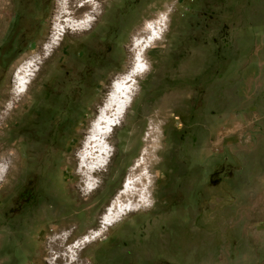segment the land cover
<instances>
[{
  "label": "rangeland",
  "instance_id": "1",
  "mask_svg": "<svg viewBox=\"0 0 264 264\" xmlns=\"http://www.w3.org/2000/svg\"><path fill=\"white\" fill-rule=\"evenodd\" d=\"M58 3L0 0V118L17 71L36 70L0 130V264H264V0H99L92 25L46 60ZM81 5L63 21L78 24L91 12ZM159 18L114 156L85 193L76 160L88 124L131 65L139 24ZM146 150L136 174L150 178L147 207L70 250Z\"/></svg>",
  "mask_w": 264,
  "mask_h": 264
},
{
  "label": "bare ground",
  "instance_id": "2",
  "mask_svg": "<svg viewBox=\"0 0 264 264\" xmlns=\"http://www.w3.org/2000/svg\"><path fill=\"white\" fill-rule=\"evenodd\" d=\"M72 1L77 3L81 2L82 5L80 8L91 9V12L88 13V15L82 17L80 22L78 21V24L72 23L69 20L65 22L63 21L64 18H71L72 15H74L73 13H68ZM98 1L99 0H60V3H58L56 7L57 18L55 19L54 27L51 28L53 36L49 39L47 44L42 47V51L45 54L51 50V53H48L47 56L45 55L46 60L53 56L55 53V45L59 44L61 36L67 31L85 30L86 27L92 25L94 21L93 16H95L98 9L102 8L97 5ZM77 12H79V9ZM139 25L140 32L131 39V65L127 70L109 83L107 89L108 92L100 106L97 108L94 117L88 124L86 135L82 139V145L80 146L81 154L76 161L78 166L77 176L86 179L87 181L84 188L85 193H92V191L96 190L98 187L96 186L98 182L95 179L97 173L103 172V170L110 165L111 159L114 156L109 148L110 139L115 130L122 125V122L134 101L137 79L140 75L146 72L143 65H141L143 61L142 58L146 50L161 39L165 21L164 19L159 18L153 24ZM98 56L99 59H103L102 56L106 55L100 53ZM35 71L36 70H33L32 64L25 65L17 71V76L14 78L16 89L13 96L15 98H12L13 107L7 116L2 114V117L0 118V130L7 121L9 123V120H12L11 115L13 114V111L22 108L24 98L21 97L18 92L22 91L24 88L27 89L31 84V77L34 75ZM2 103L3 101L1 104ZM4 146L0 145V156H6L7 150ZM143 146L147 145L144 144ZM139 155H142V161L141 159L135 160L131 169H128V176L126 178L127 183L125 186H122L116 198L108 204V207L105 209L104 215L100 220L98 230H95L94 232L89 231V233L86 236L81 237V239L73 245L70 250H78L83 244L89 243L100 237L104 230L116 224L124 216L147 207L146 203L148 202V199L151 198L149 196L151 184L150 178L146 174L136 173L144 166L146 167L149 165L151 154H149V151H147V153L141 151L138 152L137 156Z\"/></svg>",
  "mask_w": 264,
  "mask_h": 264
}]
</instances>
